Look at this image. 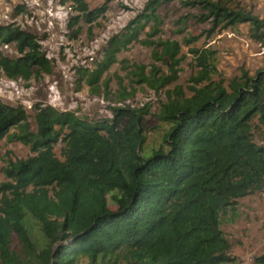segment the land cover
Wrapping results in <instances>:
<instances>
[{"label":"trees","instance_id":"16d2710c","mask_svg":"<svg viewBox=\"0 0 264 264\" xmlns=\"http://www.w3.org/2000/svg\"><path fill=\"white\" fill-rule=\"evenodd\" d=\"M174 0H148L124 29L112 36L96 68L81 79L99 90L117 55L133 43L152 49L149 72L136 66V83L160 91L178 80L186 59L176 41L154 40L163 21L158 9ZM180 2L209 23L211 35L241 24L249 38L264 43V18L224 0ZM77 13L67 28L91 27L109 2L89 8L84 0H63ZM16 6L12 17L23 12ZM144 37V38H142ZM196 39H184L190 46ZM0 74L29 82L50 72V60L35 37L16 24H0ZM199 69L190 95L165 91L157 118L168 126L163 143L143 153V120L149 105L112 108V118L90 122L50 105L34 106L35 132L22 105L0 100V141L19 142L31 156L9 161L0 184V264H228L231 245L222 216L237 201L264 189V145L253 140L254 123L264 128V70L241 71L225 86L213 79V52L189 48ZM212 60V61H211ZM108 81L101 82L107 88ZM124 92V90H123ZM128 97V94L122 95ZM14 129L13 132H9ZM63 144L61 158L55 146ZM264 264V255L254 258Z\"/></svg>","mask_w":264,"mask_h":264},{"label":"rangeland","instance_id":"374dc122","mask_svg":"<svg viewBox=\"0 0 264 264\" xmlns=\"http://www.w3.org/2000/svg\"><path fill=\"white\" fill-rule=\"evenodd\" d=\"M84 1L89 8L108 1L109 9L91 27L80 23L78 38L71 39L72 31L67 25L77 13L71 9L70 3L63 4V0H0V24L13 22L21 30L33 35L51 64L49 73L34 77L29 82L16 81L10 84L0 74V100L24 106L28 111L32 132L36 130L33 108L38 103L50 105L59 111L73 112L78 118L90 122L110 120L112 108H141L149 105V115L143 120L146 136L143 153L149 156L152 149L162 145L168 130V126L157 118L160 103L166 101L165 91L181 88L187 96L190 95L188 88L192 83L189 80L199 69L188 53L189 48H206L214 53L211 60L215 66L213 79L222 80L225 86L230 79L239 76L241 71L253 76L257 71L264 70V43L259 44L249 38L247 24L209 35L212 26L199 23L192 17L199 11L183 5L180 0H174L158 9L163 24L161 33L154 40L176 41L181 45L186 59L179 67L178 80L157 92L136 83V66H144L146 74L153 63L161 66L165 73L167 69L152 60L151 48L133 43L117 55V63L104 73L99 83L100 89L96 90L81 79V74L96 68L107 41L120 33L143 10L148 0ZM224 1H229L234 8H244L264 18V0ZM16 6L23 7V12L12 17ZM189 38L196 41L187 46L184 39ZM0 54L11 58L17 56L13 45L7 48L0 46ZM104 80L108 81L105 89L101 87ZM124 94H128V97H123ZM254 126L253 140L264 145V128L256 123ZM62 147L61 143L55 146L54 151L59 158ZM29 156L31 152L28 146L3 138L0 141V184L7 181L3 168L9 161ZM221 230L231 245L229 254L232 262L228 264H254L255 257L264 255V189L239 199L235 215L230 212L222 216Z\"/></svg>","mask_w":264,"mask_h":264},{"label":"built area","instance_id":"2783aa9c","mask_svg":"<svg viewBox=\"0 0 264 264\" xmlns=\"http://www.w3.org/2000/svg\"><path fill=\"white\" fill-rule=\"evenodd\" d=\"M6 18V17H5ZM8 46H10V45H3L2 47H4V48H7ZM8 81H9V83L10 84H13V82H15L16 83V81H14V80H9V79H7ZM31 107H29V109H30Z\"/></svg>","mask_w":264,"mask_h":264},{"label":"clouds","instance_id":"9594fccd","mask_svg":"<svg viewBox=\"0 0 264 264\" xmlns=\"http://www.w3.org/2000/svg\"><path fill=\"white\" fill-rule=\"evenodd\" d=\"M54 108V107H53Z\"/></svg>","mask_w":264,"mask_h":264}]
</instances>
